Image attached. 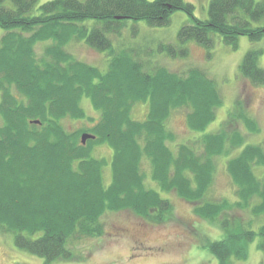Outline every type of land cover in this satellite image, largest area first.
I'll return each mask as SVG.
<instances>
[{"label":"trees","instance_id":"1","mask_svg":"<svg viewBox=\"0 0 264 264\" xmlns=\"http://www.w3.org/2000/svg\"><path fill=\"white\" fill-rule=\"evenodd\" d=\"M194 8L186 0H0L5 30L0 40V230L13 234L18 248L46 262L83 259L74 253L76 242L102 235L108 211L128 209L151 223L166 221L174 206L147 184V162L151 180L162 191L175 192L224 231L222 239L206 245L219 264L246 259L257 236L264 252V221L254 226L253 218L244 222L232 214L248 210L252 217L264 216V147L244 144L240 127L256 133L258 121L238 99L218 130L173 148L172 112L185 109L188 127L204 131L223 102L216 81L197 67L185 74L163 65L148 70L140 49L117 50L109 36L121 34L127 19L168 26L172 14L182 10L191 19L179 29L178 44H161L160 52L186 56L184 44L212 46L214 33L233 48L241 35L264 39V0H211L206 19L196 17ZM48 40L38 57L35 45ZM71 41L106 51L107 70L77 59L66 49ZM261 53L251 48L239 65L254 85L264 84ZM84 97L99 119L92 127L69 131L62 121L86 117ZM138 102L148 103L144 120L132 117ZM85 132L95 137L82 144ZM105 143L113 150L108 184L107 159L93 156L94 146ZM223 156L235 201L207 197Z\"/></svg>","mask_w":264,"mask_h":264},{"label":"rangeland","instance_id":"2","mask_svg":"<svg viewBox=\"0 0 264 264\" xmlns=\"http://www.w3.org/2000/svg\"><path fill=\"white\" fill-rule=\"evenodd\" d=\"M46 1L49 0H39V3ZM186 1L194 5L193 14L196 17L208 18L211 0ZM190 19L191 16L182 10H176L172 14L171 23L163 27H151L144 20L127 19L121 34L109 36L117 50L124 47L140 49L139 58L148 70L163 65L171 71L185 74L190 68L197 67L216 81L223 102L216 110L215 120L204 131H192L188 127L185 109L172 112L168 128L176 134V141L170 144L173 148L180 142L195 141L199 135L218 130L238 99L244 102L248 113L258 121L260 127L259 132L247 133L245 128L240 126L243 132H246L244 144H261L264 147V84H252L239 70L243 57L251 48L262 49L258 61L264 68V39L251 41L248 36L241 35L238 46L233 48L223 41L220 34L214 33L212 46H205L193 40L184 44V47L188 48L186 56H171L167 52H160L161 44H178V31ZM4 33L5 30L0 26V40ZM49 43L51 40L40 41L35 45L38 57L42 56ZM66 49L77 59L97 66L102 71L108 68L110 55L106 51L91 47L85 41H71L66 45ZM80 104L86 117L64 118L62 122L69 131L92 127L99 119V111L87 97H84ZM147 113L148 103L138 102L133 107L132 117L144 120ZM2 122L0 115V125ZM242 147L236 148L231 155L236 154ZM93 156L107 159L108 164L105 165L103 173L105 182L110 183L113 157L111 146L106 143L95 145ZM226 159L224 156L218 158L217 171L208 191V198H228L231 201L237 199L236 187L226 170ZM143 168L147 175V184L155 187L163 197L173 203L174 208L166 221L160 224L151 223L128 209L108 211L102 217V235L85 237L76 242L74 253L82 255L83 259L52 262H46L42 257L21 250L15 245L13 234L0 230V264H219L218 258L206 245L209 241L222 239L225 236L224 231L215 223L194 213L193 205L175 192L162 191L151 180L149 163L144 162ZM232 214L244 222L253 218L254 226L264 221V216L252 217L248 210H234ZM259 239L260 236H257L249 243L246 259L234 260L233 264H264V252L258 248Z\"/></svg>","mask_w":264,"mask_h":264},{"label":"water","instance_id":"3","mask_svg":"<svg viewBox=\"0 0 264 264\" xmlns=\"http://www.w3.org/2000/svg\"><path fill=\"white\" fill-rule=\"evenodd\" d=\"M120 18V16H118ZM36 122L38 123L39 120H36ZM95 135L90 134V133H83L82 134V143H85L87 141L88 138H94Z\"/></svg>","mask_w":264,"mask_h":264}]
</instances>
